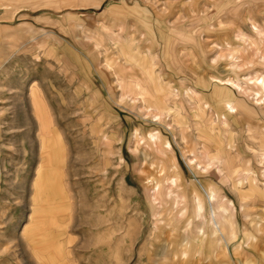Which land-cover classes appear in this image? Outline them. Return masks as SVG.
I'll use <instances>...</instances> for the list:
<instances>
[{
  "label": "rangeland",
  "instance_id": "1",
  "mask_svg": "<svg viewBox=\"0 0 264 264\" xmlns=\"http://www.w3.org/2000/svg\"><path fill=\"white\" fill-rule=\"evenodd\" d=\"M227 2L218 13L212 9L208 15L183 17L176 24L178 20L173 19L169 24L174 29L200 31L194 34L198 37V43L195 41L193 45L197 43L196 57L206 59L205 68L210 69L207 64L209 57L214 61L220 54L219 43L231 41L232 51L224 52L228 57L231 52L236 54L237 50L245 52L244 61L234 65L243 67L246 73L245 77L237 79L240 83L245 81L240 84L242 89L239 92L246 90L244 87H250L246 94L237 95L239 105L234 103L235 98L232 103L233 111L237 110V118L250 119L251 122H247V126L243 122L238 123L229 129L219 127L222 126L220 118L228 117L224 114L225 110L207 112V108L201 106L200 99H190V102L185 98L178 100L168 93L169 97L165 98L167 108L160 111L157 104L159 96L152 91H162L163 86H151V76L146 77L147 68L141 64L137 48L132 47V38L117 37L115 33H110L111 37L106 38L103 25L96 23L94 16L84 14V11L93 10L89 5H97L96 0H0V122L3 129L1 150L5 163L4 183L0 191V264H28L29 245L38 264H131L127 261L130 250H126L125 245L132 244L134 262L141 236L144 240L147 237L150 243L154 242L155 228L160 231L161 223H165L171 232L168 246L171 252L179 253L183 264H188L193 251L190 230L187 225L181 229L179 226L183 221L176 220L175 216L167 218V214L163 213L167 207L162 204L165 203L164 194L159 198L160 206H150L154 203V184L160 183L164 190L171 182H168L169 178L178 183L180 190L184 185L195 184L199 179L191 176L189 165L199 169V173L206 171V174L210 170L208 168L218 171L225 169L223 178L233 188L255 180L248 174L250 165L256 177L264 181V0ZM208 24H216L215 28H231L232 36L226 31L227 28L221 27L220 30L226 32L221 42L218 38H207L210 31L205 29L203 39L201 29ZM172 32L174 46L185 43L183 32ZM67 44L79 53L99 55L96 67L113 72V86L103 87L101 92L112 97L111 106L121 109L122 114L116 118L100 115L92 121L78 117L75 129L81 145L78 153H72L75 159L69 162L70 169L66 174L65 171L60 173L65 181V195L58 204L63 206L65 202L66 209H59L55 213L58 216L53 219L56 220H39L33 224L30 220L32 204L27 214V197L40 164L39 138L37 152L35 139H23L21 110L27 121L28 84L41 69L47 68L51 73L61 75L66 70L73 71L75 76L74 65H64L63 51L68 52L74 60L78 58ZM115 47L122 53L123 60L133 63H127L128 66L122 60L110 64ZM180 53L184 58H194L185 50ZM237 59L233 57L232 61ZM156 62L160 65L159 59ZM186 64L179 58L174 63L180 68ZM230 66L233 64L230 63ZM79 68L80 74H86L83 66ZM223 68L226 66L218 62V72ZM185 70L186 84H196V72L192 69L189 71L187 66ZM95 79L92 77V80ZM33 87L37 86L30 88V102ZM28 124L35 129V123ZM88 124L93 130L95 126L98 129L102 126L103 131L112 136L110 140H105L106 143L103 139L99 150H90L89 146L84 145L87 138L80 137L89 129ZM50 137L59 141L64 165L62 140L53 132ZM220 147L223 152L218 154ZM172 149L178 158L183 178ZM151 156L152 161L149 159ZM218 156L228 158L219 159L218 163ZM205 184L209 189L212 182ZM71 193L75 194L74 198ZM213 196L216 197L215 194ZM75 205L81 213L75 212ZM229 206L234 214L232 201ZM53 214L52 211L47 213ZM184 214L187 215L186 212ZM127 221L130 222V233L124 230ZM186 232H189L190 252L184 257ZM157 261L160 264L171 262L163 252H153L149 263L157 264Z\"/></svg>",
  "mask_w": 264,
  "mask_h": 264
},
{
  "label": "crops",
  "instance_id": "2",
  "mask_svg": "<svg viewBox=\"0 0 264 264\" xmlns=\"http://www.w3.org/2000/svg\"><path fill=\"white\" fill-rule=\"evenodd\" d=\"M227 1L229 0H96L97 5H89L93 10L91 12L84 11V14L94 16L97 20L96 23L103 25L105 29L102 30L106 33L104 37L110 38V33H115L117 37L132 38V47L137 48L138 53H140L138 57L141 59V64L147 68L146 77L151 76V78L149 77L151 82H153L151 86H163L162 91H152L154 95L158 94L159 96L157 97V104L160 111L167 108L165 107L167 105L165 98L169 97L168 93L178 100L184 98L187 101L200 99L201 106L204 105L207 108V112L209 110L214 112L215 109L218 112L225 110L224 114L228 117L227 119L224 116L222 119L220 118L219 121L222 126L219 125V127L229 129L230 127L234 128L238 123L243 122L246 125L247 122H251L250 119L241 120L237 118V107L236 111H233L234 105L232 103L235 98L236 101L234 103L239 105V102H237L239 97L237 95L240 93L246 94V90L250 87H244L243 89L246 90L239 92L242 89L240 84L245 83V81L240 83L237 79L240 76L245 77L246 73H244L243 67L241 68L237 65L246 58L245 52L237 50L236 54L231 52L230 57L224 55V52H230L233 48L230 40L227 43L224 42V44L219 43L226 35V32L221 31L220 28L226 29L227 27L219 26L220 28H215L216 24L204 26L201 29L203 39L204 29L210 31V35L207 38H218L219 42L215 41L220 45L219 53L223 54H218L213 59L214 61L209 60L210 57L208 58L207 64L210 65L211 72L209 68L203 67L206 65V59L196 57L198 53V37H195L194 34L200 31L174 29L169 24L170 20L173 19L178 20L175 22L176 24L183 17L208 15L212 9L218 13L224 9V6L228 3ZM227 29L226 31L231 37V31L233 30L231 28ZM172 31L183 32V42L185 43L174 46L171 38V35H173ZM195 41L197 43L193 45ZM203 43L205 46L204 41ZM67 46L72 49L70 45L67 44ZM186 49L189 51H186ZM72 50L76 53L77 60H74L68 52L63 51L64 59L66 60L64 65L65 67H70L73 64L74 68H76L75 76L73 71L68 72L66 70V73L61 75L57 72L51 73L50 69L47 68H44L45 71L41 69L28 84L27 102L29 103V112L27 116L29 115V117H26L27 121L24 119L23 111L21 110L20 119L23 139H35L37 151V140L39 138L40 164L36 168V176L32 186L30 184L29 196L27 197V214L30 213V205L32 204L30 220L33 224L39 220H56L57 218L53 219L58 216L55 213L59 209H66L67 204L65 202L63 206L58 204L60 199L64 198L63 194L65 195V181L60 176V173L65 171L66 174V171L70 169L69 162H71V159H75L72 153H78L81 145L78 140L79 135L75 129L78 117L79 119L86 118V120L92 121L100 115L101 117L107 115L105 116L107 118H116L122 114L121 109L117 110L111 106L112 97L103 95L101 92L103 87L113 86L115 80L113 72L104 67H96L99 62V55L96 56V54L91 52L79 53L74 49ZM181 50H185L188 55H194V58H184L181 53L179 54ZM192 50L194 51L191 53ZM233 57L239 59L232 61ZM178 58L182 63H187L186 66L189 67V71L192 69L196 72V80H194L196 84L194 83L191 86L186 84V66L180 68V66L174 65L176 61L178 62ZM110 59V64H113L114 61L118 63V61L123 60V55L115 47ZM156 59H159L160 65L156 62ZM218 62L226 66L220 72L217 70ZM122 63L129 66L133 61L123 60ZM230 63L233 66L229 67ZM235 63L237 65H234ZM79 66H83L86 69V74L79 73ZM92 77L96 79L92 80ZM32 84L37 87H33L31 90L30 102L29 92L31 86H33ZM229 103H232L233 109L230 108ZM97 110L100 111L97 112ZM28 123H35V129L34 127L31 129ZM26 124L28 125L25 127ZM100 127L98 129L95 126L93 130L91 125L89 126L88 124L89 129L84 132V135L80 136L81 138L84 136L87 138L89 143L87 141L84 145L89 146L92 151L99 150L103 139L106 143L105 140L108 141L110 137L112 138V136L107 134L106 130L103 131L102 126ZM26 128L27 131H25ZM2 131L0 122V191H2L1 187L4 183L3 170H5L3 152L1 150L3 145ZM51 132L57 134L62 140L65 155L64 165L59 141L57 142L56 139L50 137ZM168 145H170V138L168 139ZM220 152H223L221 147L218 154ZM173 153L175 162L178 164L176 153L174 151ZM152 156L149 158L150 161H152ZM217 158L218 160H225L228 157L218 156ZM189 167L191 176L195 180H199L195 184L184 185L177 193L183 196L185 201L183 210L184 213H187L185 215L186 218L179 227L183 229L187 225L190 230V238L193 241V251L191 250L192 253L187 261L188 264H264V181L256 177L253 166H248V174L255 180L249 184L243 183L238 188H233L232 184L225 182L226 180L223 178V176L225 177V169L224 171H218L215 168H208L210 170L206 174V171L199 173V169H194L190 165ZM178 168L179 170L181 169L179 164ZM234 168L230 170L234 171ZM179 173L181 178H183V172L180 170ZM212 176L214 177L213 179H211ZM207 181L212 182L209 186L213 190L205 186ZM31 187L32 198H30ZM213 194L216 197H211ZM71 195L74 198L75 194L71 193ZM197 198L200 202H198ZM227 199L232 201L234 214L231 213V207L229 206L231 201ZM172 201L169 204H165L167 206L164 209L166 213H170L172 209L173 212L175 211ZM74 210L76 212V205ZM49 211L54 212V214L52 216L47 215ZM77 211L81 213L79 208ZM176 213L178 211L173 216ZM125 229L130 233V222H125ZM64 230L66 233V227ZM170 233L166 224L161 223L160 231L155 228L154 242L150 243L147 237L144 240V237L141 236L139 252L134 262L132 244L125 245L124 248L130 250L127 261H130L131 264H151L149 259L152 257V253L163 252L167 256L168 261L169 259L171 260L169 264H183V261L179 259L181 258L178 256L179 253L176 251L171 252L170 247H168L171 243ZM188 236L189 232H186L185 241ZM172 242L173 244L175 243L173 240ZM176 246L180 247L179 245ZM29 247L31 255L28 250L29 259L27 263L38 264L35 260L32 246L29 245ZM156 263L160 264L159 261Z\"/></svg>",
  "mask_w": 264,
  "mask_h": 264
},
{
  "label": "bare ground",
  "instance_id": "3",
  "mask_svg": "<svg viewBox=\"0 0 264 264\" xmlns=\"http://www.w3.org/2000/svg\"><path fill=\"white\" fill-rule=\"evenodd\" d=\"M229 105H230V108L233 109L232 103H229ZM154 137L155 136H152V138H154ZM173 163H174V167L176 168V164H175L174 160H173ZM218 163H220V160H218ZM168 180H169L168 182H170V181L171 182L169 183V185L167 186V188L165 190L162 189L160 183L155 181L156 183L154 184V190H153L154 191V194H153L154 196L152 198L154 203L152 205H150V206H153V207L154 206H160L159 198H160L161 195L164 194L165 203H162V204H169L171 202V200H173L172 202H173V206H175V211L173 212L172 211L173 209H172L170 213H166V211L164 212V210H163V213H166L167 214V218H170V217H173V214L178 211V213H176L174 215L176 220L184 221V219L186 218V216L184 214V210H183V208L185 207L184 206L185 201L183 199V196H180V195L177 194L181 187H179L178 183L175 182L174 179L169 178ZM209 189L211 190V187H209ZM211 197H213V195H211ZM198 202H200L199 199H198ZM159 214L162 216V213H159ZM166 214H163V215H166ZM189 246H190V242L187 239L186 241H184V248L186 249L185 252H184V257H187L188 254H189Z\"/></svg>",
  "mask_w": 264,
  "mask_h": 264
}]
</instances>
